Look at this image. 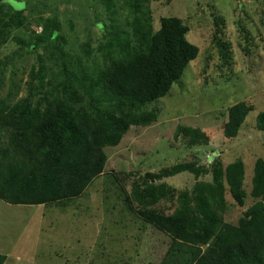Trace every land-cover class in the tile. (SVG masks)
I'll return each instance as SVG.
<instances>
[{"label": "rangeland", "instance_id": "rangeland-1", "mask_svg": "<svg viewBox=\"0 0 264 264\" xmlns=\"http://www.w3.org/2000/svg\"><path fill=\"white\" fill-rule=\"evenodd\" d=\"M24 1L21 26H15L9 14L0 15L11 23L8 33L0 34V97L11 103L28 93L33 99L40 96L31 77L37 63L46 68L45 81L61 80L55 45L35 49L21 43H30L40 32L41 19L57 17L62 35L58 42L70 61L92 68L99 66L105 50L98 47L104 41L102 25L113 13L124 27L130 17L125 0H0L1 12L6 11L2 2L20 9ZM145 1L155 29L163 16H177L188 25L186 37L198 46V55L170 92L149 105L159 109L157 119L148 126H130L116 146L104 147L102 172L69 204L19 205L0 199V252L8 256L5 263L102 264L99 246L106 242L112 247L108 256L113 264H158L168 236L143 221L135 203L130 211L123 198L144 173L190 160L209 165L207 157L214 150L223 164L243 161L245 206L253 201L249 192L254 161L264 159V132L255 128L256 115L264 110V0ZM221 40L230 47L227 61L220 54ZM241 100L253 108L237 136L223 137L226 108ZM178 125L206 128L209 142L189 144L175 135ZM6 142L7 133L0 132V146ZM199 179L210 181V175ZM160 181L181 191L190 189L195 178L184 171ZM230 198L223 218L236 224L245 208ZM175 206L171 198L156 204L167 213Z\"/></svg>", "mask_w": 264, "mask_h": 264}, {"label": "trees", "instance_id": "trees-1", "mask_svg": "<svg viewBox=\"0 0 264 264\" xmlns=\"http://www.w3.org/2000/svg\"><path fill=\"white\" fill-rule=\"evenodd\" d=\"M125 3L130 14L126 27L114 13L102 25L104 41L98 47L105 50L99 66L85 68L70 61L58 42L62 35L55 16L41 19V30L30 43L21 41L35 49L55 45L61 80L45 81L46 68L40 62L31 72L40 96L33 99L28 93L13 103L0 97V132L7 133L6 144L0 146L4 202L64 207L80 196L104 168V147L116 146L130 126L154 122L159 109L149 105L170 92L198 55L199 48L187 39L189 27L181 18L163 16L155 29L145 0ZM23 5L14 9L2 2L6 11L0 8V15L9 14L13 24L21 26L27 2ZM0 26L3 35L11 23L2 21ZM219 43L227 61L229 44ZM252 108L243 100L228 106L223 137L237 136ZM255 128L264 132V110L257 113ZM205 129L178 125L175 135L191 145L207 144ZM217 156L210 162L211 156L207 157L209 165L190 160L146 172L132 182L130 194L123 198L130 211L135 203L141 219L168 236L158 264H264V159L254 161L249 192L253 201L245 206L243 161L223 164ZM184 171L194 175L190 189L178 191L160 181ZM207 174L210 181L199 179ZM228 196L245 208L236 224L223 218ZM167 198L176 204L170 213L156 207ZM4 261L0 253V264Z\"/></svg>", "mask_w": 264, "mask_h": 264}, {"label": "crops", "instance_id": "crops-1", "mask_svg": "<svg viewBox=\"0 0 264 264\" xmlns=\"http://www.w3.org/2000/svg\"><path fill=\"white\" fill-rule=\"evenodd\" d=\"M205 129V128H204ZM248 138L250 137V135L247 136ZM217 155H218V152L216 151ZM20 205V204H19ZM103 240L106 241V239L104 238ZM19 243V242H18ZM109 245V244H108ZM107 245L106 242H101L99 248L101 250V254L99 255V258L102 260V264H113V261L109 259V256H108V250H112V247H109ZM1 254L5 255V261H7V255L4 253V252H0ZM4 263L3 264H7V263Z\"/></svg>", "mask_w": 264, "mask_h": 264}, {"label": "built area", "instance_id": "built-area-1", "mask_svg": "<svg viewBox=\"0 0 264 264\" xmlns=\"http://www.w3.org/2000/svg\"><path fill=\"white\" fill-rule=\"evenodd\" d=\"M217 155V153L215 152V153H213V151L210 153V155H208V156H211V158L210 159H208V162H210L215 156Z\"/></svg>", "mask_w": 264, "mask_h": 264}]
</instances>
